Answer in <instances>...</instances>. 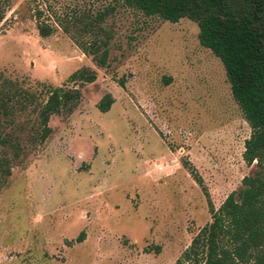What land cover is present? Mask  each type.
Masks as SVG:
<instances>
[{
  "label": "rangeland",
  "instance_id": "rangeland-1",
  "mask_svg": "<svg viewBox=\"0 0 264 264\" xmlns=\"http://www.w3.org/2000/svg\"><path fill=\"white\" fill-rule=\"evenodd\" d=\"M112 2L37 0L38 16L25 0H4L3 74L32 89L82 92L70 112L50 115L43 140L32 133L34 110L9 115L20 150L0 189V264H171L211 220L208 198L219 206L254 167L242 156L250 126L194 20L117 5L104 21L111 37L99 65L45 6ZM37 20L54 29L42 36ZM84 66L93 81L67 80ZM104 95L113 100L101 110Z\"/></svg>",
  "mask_w": 264,
  "mask_h": 264
},
{
  "label": "trees",
  "instance_id": "trees-1",
  "mask_svg": "<svg viewBox=\"0 0 264 264\" xmlns=\"http://www.w3.org/2000/svg\"><path fill=\"white\" fill-rule=\"evenodd\" d=\"M36 1L25 0V3L33 9V14L40 16L41 10L32 5ZM117 5L169 21L181 17L194 20L200 44L221 60L232 96L250 126L242 156L254 167L219 206L214 207L208 198L211 220L193 234L171 264H264V0H113L103 8L76 5L62 12L54 11L45 3L52 23L99 65L105 62L111 37L104 21ZM4 8V0H0V22ZM37 28L44 36L54 26L37 20ZM95 78V70L84 66L73 70L67 80L84 83ZM81 92L80 85L64 84L41 83L38 89H32L5 76L0 69V189L20 150L16 135L6 129L12 121L9 115L16 110H34L32 133L43 140L51 131L50 115L70 112L78 104ZM112 100L111 96L104 95L98 107L106 110ZM5 147L11 148L13 155ZM183 163L188 164L187 160ZM195 178L208 196L202 177L195 174Z\"/></svg>",
  "mask_w": 264,
  "mask_h": 264
}]
</instances>
